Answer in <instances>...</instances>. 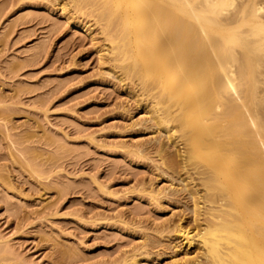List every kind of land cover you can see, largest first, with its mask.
Here are the masks:
<instances>
[{"label": "rangeland", "instance_id": "rangeland-1", "mask_svg": "<svg viewBox=\"0 0 264 264\" xmlns=\"http://www.w3.org/2000/svg\"><path fill=\"white\" fill-rule=\"evenodd\" d=\"M69 1L0 0V264H119L143 243L140 264L200 255L171 228L195 225L193 197L214 206L206 164L155 124L157 91L110 53L108 17Z\"/></svg>", "mask_w": 264, "mask_h": 264}, {"label": "bare ground", "instance_id": "bare-ground-1", "mask_svg": "<svg viewBox=\"0 0 264 264\" xmlns=\"http://www.w3.org/2000/svg\"><path fill=\"white\" fill-rule=\"evenodd\" d=\"M70 1L66 5L75 0ZM86 3L108 17L103 27L117 35L110 52L115 60L131 59L132 72L146 83L143 94L157 91L147 110L155 124L170 142L185 146L179 154L204 161L210 180L204 179L211 183L206 185L218 191L208 210L195 193V225H184L182 216L171 225L180 238L174 248L194 246L201 254L194 258L193 248L182 250L185 256L170 264H264V0H85L82 6ZM177 121L184 132L180 138L169 127ZM148 246L133 248L119 264H140L137 256L150 252Z\"/></svg>", "mask_w": 264, "mask_h": 264}]
</instances>
